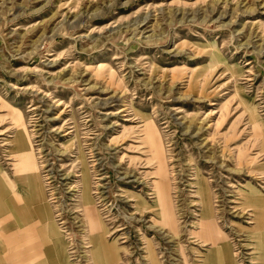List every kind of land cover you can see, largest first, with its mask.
<instances>
[{
  "label": "rangeland",
  "instance_id": "374dc122",
  "mask_svg": "<svg viewBox=\"0 0 264 264\" xmlns=\"http://www.w3.org/2000/svg\"><path fill=\"white\" fill-rule=\"evenodd\" d=\"M261 197L264 0H0V264H254Z\"/></svg>",
  "mask_w": 264,
  "mask_h": 264
},
{
  "label": "crops",
  "instance_id": "0c3cea01",
  "mask_svg": "<svg viewBox=\"0 0 264 264\" xmlns=\"http://www.w3.org/2000/svg\"><path fill=\"white\" fill-rule=\"evenodd\" d=\"M21 162H22L21 170L30 169L31 168L30 166L35 167V168L37 167V164H35L33 162V160L31 161V160L27 159V161H23V159H22ZM262 198L263 197H261V203L257 204V209H256V214H255L256 217H257V213H259L258 210L259 209H261V210L264 209V203H263L264 202V198L263 199ZM257 219H258V217H257ZM255 220L256 219H254L253 226L250 227L251 229L254 230V233L256 234L255 235L256 240L254 239L250 243V245L252 246V247H250L251 250H252L251 255H252V259L254 261H256V263H254V264H264V250L262 249V247L264 245V231L260 230L259 225L256 226V221ZM210 227H211L210 228L211 237L213 236L212 243L215 246V248H218V252L221 253L220 254L221 255V259H223V262L226 261L225 264H234L235 262H232L233 261V255H232L230 246L228 245V238L226 236H225V240L224 239H219L218 237L215 238L214 236L219 235L218 231H217V234H214L213 233V227L214 226H210ZM1 228L3 230H5V229H7V226H1ZM101 230H102V227L98 226L93 231V235H95V233H96L95 239L97 238L96 241L94 240V242H95L94 246H95L96 252L99 253V257L101 258V260L103 262L101 264H109L108 259H107V255L104 254V251H103V248H104L105 244L102 242V238H101L102 231ZM220 236H223V234H220ZM100 242H101V244H100ZM262 250H263V252H262ZM230 258L232 259V261L230 260Z\"/></svg>",
  "mask_w": 264,
  "mask_h": 264
},
{
  "label": "bare ground",
  "instance_id": "6f19581e",
  "mask_svg": "<svg viewBox=\"0 0 264 264\" xmlns=\"http://www.w3.org/2000/svg\"><path fill=\"white\" fill-rule=\"evenodd\" d=\"M153 128V127H152ZM151 134H153V136L154 137H156L155 136V132H153V133H151ZM148 137H149V135H148ZM155 185V184H154ZM155 188V187H154ZM250 192V191H249ZM252 192V191H251ZM252 194V193H251ZM250 198V197H249ZM245 200V199H244ZM164 201L165 202H167V208H164L163 209V216H164V218L166 219V218H168L169 219V224L171 225V226H174V222H173V219H172V217H171V208H170V202H169V198L167 197V199H164ZM244 203V202H243ZM249 206V205H248ZM245 208V207H244ZM247 209V208H246ZM157 210V209H156ZM157 214H159V211H158V213ZM256 217V216H255ZM210 223V222H209ZM209 223H208V225H209ZM210 226V225H209ZM172 228H174V227H172ZM211 228V227H210ZM210 228H208V226H204L203 227V230H204V233H207V230L208 229H210ZM92 231H93V229H92ZM93 233V232H92ZM215 234V233H214ZM100 244H101V242H100ZM103 253V252H102Z\"/></svg>",
  "mask_w": 264,
  "mask_h": 264
}]
</instances>
